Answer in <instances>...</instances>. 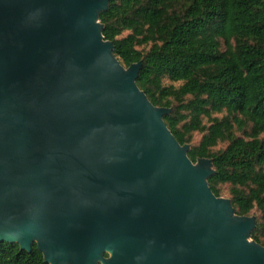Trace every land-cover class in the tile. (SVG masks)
I'll return each mask as SVG.
<instances>
[{
	"label": "water",
	"instance_id": "obj_1",
	"mask_svg": "<svg viewBox=\"0 0 264 264\" xmlns=\"http://www.w3.org/2000/svg\"><path fill=\"white\" fill-rule=\"evenodd\" d=\"M109 0H0V243L46 264H264L102 35Z\"/></svg>",
	"mask_w": 264,
	"mask_h": 264
},
{
	"label": "trees",
	"instance_id": "obj_2",
	"mask_svg": "<svg viewBox=\"0 0 264 264\" xmlns=\"http://www.w3.org/2000/svg\"><path fill=\"white\" fill-rule=\"evenodd\" d=\"M99 22L124 68L141 63L136 85L171 110L164 123L190 161L212 160L211 192L225 187L235 214L255 217L250 238L264 246V0H109ZM0 264L46 263L35 245L0 243Z\"/></svg>",
	"mask_w": 264,
	"mask_h": 264
},
{
	"label": "rangeland",
	"instance_id": "obj_3",
	"mask_svg": "<svg viewBox=\"0 0 264 264\" xmlns=\"http://www.w3.org/2000/svg\"><path fill=\"white\" fill-rule=\"evenodd\" d=\"M166 83H167V82H166ZM167 84H168V83H167ZM200 138H201V135H197V134H195V135H194V139H193V144L198 143L199 140H200ZM224 147H225L224 145H218V146L215 148V150H220V149H222V148H224ZM220 197H221V198H224V199L229 198V195H228V193H227V189H226L225 187L223 188ZM248 241L251 242L252 239L249 237V238H248Z\"/></svg>",
	"mask_w": 264,
	"mask_h": 264
}]
</instances>
